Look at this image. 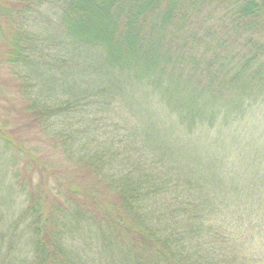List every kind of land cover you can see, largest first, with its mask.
<instances>
[{
    "label": "trees",
    "instance_id": "obj_1",
    "mask_svg": "<svg viewBox=\"0 0 264 264\" xmlns=\"http://www.w3.org/2000/svg\"><path fill=\"white\" fill-rule=\"evenodd\" d=\"M0 45L27 127L90 177L48 187L0 114V255L264 264V0H0Z\"/></svg>",
    "mask_w": 264,
    "mask_h": 264
},
{
    "label": "rangeland",
    "instance_id": "obj_2",
    "mask_svg": "<svg viewBox=\"0 0 264 264\" xmlns=\"http://www.w3.org/2000/svg\"><path fill=\"white\" fill-rule=\"evenodd\" d=\"M1 51L2 47L0 45V52ZM7 71L6 69H2L0 72V114L8 118L11 130L14 131L12 135L15 137V140L17 139L16 141L24 144L26 149H29L30 153L36 155L40 163L39 172L44 179H48L46 180L48 182V187H63L64 184L70 185L76 182L79 184L80 182H88L90 177L84 175L82 171L77 170L76 167L67 162L54 147H51L49 141L44 139L38 130L34 127H27L29 119L24 115L22 110L23 100L19 93L16 92L15 81ZM245 122L242 123V127H244L243 130L247 131L248 128L249 131L257 132L259 128L255 127L257 124L251 126L250 123L248 124L247 121ZM262 130L263 128H260L257 133H263L264 131ZM262 162L264 168V161ZM0 188V197L6 198V202L11 200L13 202L15 201L16 204V202L19 201L15 192L12 194H5V189L3 187ZM11 206H13V204H11ZM15 218L14 216V219ZM6 244L7 242H4V246ZM4 246H2V249H4ZM17 250L12 255L15 256L16 259L20 258L18 260H21L24 254L22 251ZM4 254L5 252L0 255V264H11L9 261L15 260L11 255L6 258Z\"/></svg>",
    "mask_w": 264,
    "mask_h": 264
}]
</instances>
